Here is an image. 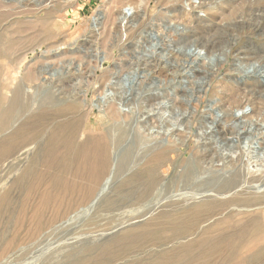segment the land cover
Here are the masks:
<instances>
[{
    "label": "rangeland",
    "instance_id": "obj_1",
    "mask_svg": "<svg viewBox=\"0 0 264 264\" xmlns=\"http://www.w3.org/2000/svg\"><path fill=\"white\" fill-rule=\"evenodd\" d=\"M13 1L0 0V264H264L263 246L250 247L249 241L255 228L254 216L259 212L254 197H264V178L247 176L244 170L239 174L241 168L236 162L223 173L207 169L220 165L223 156L202 155L208 161L213 159L209 163L195 160L191 150L194 135L188 144L171 153L160 156L138 152L131 123L128 142L121 143L114 153L115 172L98 182L79 167L84 142L100 144L116 122L112 117L105 118L92 104L105 90V73L118 69H122L134 94L136 86L128 77L133 78L149 64H162L163 70L149 73L158 82L165 79L174 62L180 68L192 63L204 86L187 89L186 97L183 89L178 92L187 115L195 113L194 133L214 104L223 106L225 116L232 112L245 115L241 127L260 129L264 126L260 118L264 113V79L258 85L252 75L235 70L242 58L238 53L251 49L258 56L255 54L256 60L249 64L243 63L241 69L264 71V36L245 28L219 30L198 22V28L191 32L177 27L179 35L171 34L173 42L164 37L166 48L163 41L158 42L155 56H160L163 49L168 51L163 60L150 58L154 54L149 53L141 58L139 54L149 51L150 34L155 40L162 33L163 21L153 18L156 11L166 10L167 0H148V21L144 11L137 4L133 6V20L129 21L136 27L140 24V32L145 35L139 37L120 24L108 29L103 26L98 34L93 33V20L99 13L119 14L121 7L117 8L116 0H58L43 8H36L32 0ZM239 8L217 6L212 18L205 20L218 23ZM199 52L195 59L193 54ZM105 56L108 59L103 60ZM192 80L187 79L183 87L188 88ZM247 98L251 101L246 103ZM241 99L245 108L233 109ZM234 119L227 118L229 123ZM225 135L226 154L238 159V146L244 144L234 142L231 138L235 135L230 132ZM251 154L252 160L258 158L264 164V145L257 154ZM231 178L234 190L244 193L237 200L243 201H230L226 206L233 215H213L207 208L197 211V207H205L199 201L206 190L225 188Z\"/></svg>",
    "mask_w": 264,
    "mask_h": 264
},
{
    "label": "bare ground",
    "instance_id": "obj_2",
    "mask_svg": "<svg viewBox=\"0 0 264 264\" xmlns=\"http://www.w3.org/2000/svg\"><path fill=\"white\" fill-rule=\"evenodd\" d=\"M16 1L17 0H14L13 2H16ZM32 1H33V4H34V6L36 8L37 7L43 8V7H48V5H50L52 2H57L58 0H32ZM65 1H78V0H65ZM239 1L241 2L240 4L238 3ZM115 3L117 4L116 5L117 8L121 7V10H120L119 14H115L114 12H110L108 14L99 13L93 20V33L98 34L100 28H102L103 26H104V29H108L110 26L114 27L115 25L120 24L121 28H123L125 30L130 29V28H131V30H134V33H137V35L139 37V35L142 34L140 32V27H139L140 24H138L137 27H136L135 26L136 24L134 25L133 22L129 21V18L130 17L132 18L133 11L135 9L133 6H135V4H137V8H141L142 11H144V18L148 21L150 19L149 15H148V5H149L148 0H116ZM167 3H168V5L166 7V10L165 11H163V10L156 11V13H154L156 18H153V21L154 20H160V21L162 20L163 21L164 24L161 27L162 33L161 34H157L159 36H157L155 40H153V35L154 34L153 35L150 34V36H149L150 43L148 44V48H149L148 50L149 51H146V50L143 49L144 50L143 53L139 54V55H141L140 56L141 58L142 57L145 58L146 57L145 53H149V54H154V55H151L150 58L154 57V59H155V57H159L160 60H163L162 58H165V52H168V51L163 49V51L160 53V56L159 55L155 56L156 55L155 50L157 49L159 43H161L163 41L164 37H165V39L168 38L170 40V42L171 41L173 42V40H172L173 37H172L171 34H173V33L176 34V35L178 34L177 27L180 28V26H183L181 28L189 29L190 32H191L193 30L195 31L198 28V25H197L198 22L205 23V25L209 23V26L211 28L213 27V29H219V30H221L223 27H227V29H228V27H236V29L237 28H241V29L245 28V29H248L249 31H252L253 33L257 32V33H260V34H262L264 36V0H167ZM224 5H225V8L227 6H234V5L238 6V5H240V8H239L238 11L234 12L228 19H224V20L222 19L218 23L215 22L213 19L212 20H205L206 18H208V19L212 18V11L214 10L215 7L220 6V7L223 8ZM126 6H128V7L126 8ZM1 8H3V6ZM137 11H141V10H137ZM221 16L223 17L224 14H222ZM137 17H139V16H137ZM131 20H133V19H131ZM147 25H149V24H147ZM119 28H120V26H119ZM230 29L231 28H229V30ZM219 30H218V32H219ZM152 31L153 30H151V32ZM220 32H222V31H220ZM145 33H146V31H145ZM196 33H197V31H196ZM230 33H231V31H230ZM162 34H163V37L161 36ZM206 34H208V33H206ZM215 34H217V32ZM142 35H145V34H142ZM231 36H233V35H231ZM141 37H143V36H141ZM121 39H122V37L120 38V40ZM212 39H214V38H212ZM233 39L235 40V38H232V40ZM237 39H239V38H237ZM155 41H157V43H154ZM193 41H194V39H193ZM202 41L204 42V40H202ZM121 42H122V40H121ZM147 42H149V41L147 40ZM163 43H164L163 46L165 47L166 46V44H165L166 42L163 41ZM218 43H217V46H218ZM233 43H236V42H233ZM186 44L189 45L188 43H186ZM193 44H191L190 46H192ZM204 44L205 43H203V45ZM91 46H92V44H91ZM169 46H170V44H169ZM206 46H207V44H206ZM183 47H184V44H183ZM159 48H160V46H159ZM122 49H124V47ZM203 49H204V47H203ZM228 51H230V50H228ZM207 52L210 53L211 51L210 52L207 51ZM134 53H136V52H134ZM137 53H138V50H137ZM255 54H256L255 51H252L251 49H246L244 51H240L238 53V55L242 56V58H239V60L237 59L239 61V65L236 68L235 72L237 71L238 74H245L246 76L252 75L251 77L256 78V84L259 85V83L262 84V82H260V79H264V71L261 72V71H259L260 69L258 71H256V69H254L252 71H249L248 69L246 70L245 68L241 69V65L243 63L249 64V63H251V62L256 60ZM199 56H200V52L193 54V57L195 59L197 57H199ZM205 56H207V55H205ZM136 57H138V56H136ZM188 57H189V55H188ZM106 59H108V58L105 56V58H103V60H106ZM263 59H264V57H263ZM144 61H145V59H144ZM132 62H133V60H132ZM147 62L149 63V61H147ZM185 63H187V61ZM79 64H80V62H79ZM151 64H149L148 67H145V69H142L140 71V73L138 72V73L133 74L134 75L133 78L128 77L129 79L133 80V81H130V82L134 85V87L136 86V90L137 91L134 94L131 93L134 90L131 91V90H129V87H127L128 83L126 84L127 80H125L124 77H123V74L121 72L122 69H118V71L116 70L117 72H115V73H112V72L109 73V72L106 71L107 73H105L106 75L104 76L105 80H107V83L105 85V90L98 97V100L95 102V104L94 105L92 104V106H93V108H96L97 110L102 112L103 115L105 114V118L106 117H112L114 120H116V122L113 125H111V127H110V129L108 131V134L104 135L103 141L100 144L96 145V143H95L94 145H90L91 144L89 142L90 140L84 142V144L82 146V150L80 152V164H79V167L88 170V172L91 173V177L93 179H95L96 181H98V182H99V180L104 179L105 178L104 176L106 174L108 175L109 172L110 173L111 172L112 173L115 172L116 159L114 158V155H115L114 153H115L116 149H118L119 145H121V143H124V142L127 141V139H128L127 128L132 123V124H134V126H132L130 128H132L133 131L135 132L136 136H134V138L136 137V140H137V143H136L137 146L136 147H137L138 152L142 151V152H147V153H155V154H159L160 156H161V154H166L167 152L171 153V152H174V150H176L178 148H181L185 144H188L190 142V138L194 135V137H196V141L192 143L191 150H192L193 155L195 156V160H201L202 161V159H203V161L206 160V162L209 163V161H213V159L208 161V159L202 158V155H206V154L210 155V154H213V153H219L220 155L223 156L222 159H224V160L221 159L222 161L221 160L219 161V162H221L220 165H218V164L217 165H212V166L209 165L208 166L209 168L207 167V169H209V170L212 169L213 170V168H215V170H217V171L222 170V173H223V171L225 169H229L228 167H230V165H233V164H230V163L236 162L237 164H240L239 166H240L241 169L238 172L239 174L242 173V171L244 170L243 172H245V175H247V176L252 175L253 177H262V179H263L264 178V164L263 163H259V161L257 160L258 158L257 159L254 158L252 160V158L249 155L253 151H254L255 154H257L258 148L260 149V147H262V145H264V126H261L260 129H256V128H253V125H252V127H249V128L248 127L245 128L242 125V127H244V128H242L241 124H243V118H244L245 115L232 112V114L231 113L230 114L227 113V115L225 116V114H223L222 109H221L223 106L220 107V105L217 106L216 104H214V106L211 105V109H210L211 113H209L207 111L209 113L208 114L209 117L204 119V121H201L202 123L197 128V132L194 133V129L193 128H194V122H195V115H194L195 113L194 114L191 113L190 115L189 114L187 115L186 109L182 105L183 101L180 98V97H183V96H179L180 94H179L178 91L180 89L181 90L183 89L182 92H183V95L185 96L187 89H191V91H192L196 87L204 86L203 85L204 83H203V80H202L203 78H200L201 75L199 76V72H197L198 70H195L193 68L192 63H190L188 65H183L182 64V68H180L181 65L180 66H178L177 64L175 65V62H174V66H172L171 69L168 70V73H167V76L165 77V79L156 82L157 77L155 78L152 75L149 77V73L152 72L153 75H155L158 72H160L161 70H163V68L161 67L162 64H160L158 61L154 62V64H152V65ZM179 64H181V63H179ZM193 64H194V62H193ZM131 65H132V63H131ZM253 65H255V64H253ZM45 67H46V65H45ZM253 67L254 66L249 67V68H253ZM126 68H127V66H126ZM234 68H235V66H234ZM129 69L131 70V68H129ZM201 69H203V71H204V68H201ZM42 71H41V73H43ZM199 71L201 72V70H199ZM231 72H232V70H231ZM48 73H50V72H48ZM58 75H59V73H58ZM49 76H51V75H49ZM124 76H126V75H124ZM214 76L212 75V79L214 78ZM52 77H53V75H52ZM190 78L194 79V81L192 80V82L189 83L190 85L188 86V88L183 87L184 82L187 79H190ZM211 82H212V80H210V83ZM98 85H99V83H98ZM25 89H27V88H25ZM203 90L204 89H202V91ZM205 92H206L205 93V95H206L207 92H208L207 89L205 90ZM196 93H197V91H196ZM192 94H193V92H192ZM262 96H263V94H262ZM241 98H243V97H241ZM249 100H250V98L249 99L247 98L245 100L246 103L251 101V100L250 101ZM245 101H243V99H241L240 102L236 101L237 102L236 103L237 107L235 106V108H233V109L239 110L240 107L243 108L244 105H245ZM12 107L10 109V112H12V110H13ZM227 108H229V107H227ZM244 110L245 109H243V111ZM228 111H230V110H228ZM176 112H180V115L179 114L178 115L175 114ZM258 116H261V113ZM231 117H233L235 119L232 122L229 123L227 118H231ZM262 117H263V119H261V121H262V125H263L264 124V113L262 114V116L260 118H262ZM256 126H258V125L256 124ZM111 129H112V134H111ZM130 131H131V129H130ZM225 132H230L232 135H235L231 139L234 142H237L238 145H240L242 143L244 144V147L243 146L240 147L241 145L238 146L240 148L239 149L240 151L238 150L239 151V154H238L239 158L238 159L237 158L235 159V157L229 156L228 154H226V153H228V151H226L227 150V145H226L225 141H227L228 139L226 138ZM126 145H127V143H126ZM87 146L90 147V150H89V148ZM125 148H126V146H125ZM117 154H119V153H117ZM132 155H133V153H132ZM231 155H233V154H231ZM238 155H237V157H238ZM147 157H149V156L147 155ZM192 158H193V156H192ZM133 159H135V158H133ZM142 159L144 160V157ZM138 161H140V160H138ZM260 162H262V161H260ZM202 163H205V161L202 162ZM186 164H189V163H186ZM199 164H201V163H199ZM237 164H236V166H237ZM132 165H131V167H132ZM193 165H194V163H193ZM201 165H203V164H201ZM186 167H188V166H186ZM233 169H236V168H233ZM229 170H231V169H229ZM208 171L206 170V172H208ZM227 172L229 173V171H227ZM230 172H233V171H230ZM109 176H110V174H109ZM183 176H186V175H183ZM209 176H210V174H209ZM218 178L216 180H218ZM232 178L229 181L232 182L233 181ZM245 179L247 180V177H245ZM216 180L215 179L213 180V181H215V184H216ZM256 181H258V180H256ZM211 182H212V180H211ZM226 182H228V181H226ZM231 182H228L227 183L228 185L225 184L226 185L225 188L223 186L221 188L217 187L214 190H206V191H208L210 193L207 192V194L205 196H203V197H201L200 194H199V196L202 198V199H200L199 203L202 201L203 203H205V207L199 206V207H197V211H199L201 213L203 208H207L208 212H210L213 215L217 214L218 212H220V213L226 212V214H232L233 215V211H228L229 209L227 210L226 206L228 204L232 203V202L237 201L238 199H241L240 196H242L244 193L242 194V192L240 190H238V189L234 190V182H232V183ZM260 182H262V181H260ZM245 183H247V182H245ZM254 184L252 183V185H254ZM216 186H217V184H216ZM247 186H243V187L246 188ZM235 188H237V187L235 186ZM204 189H205V187H204ZM256 189L257 188H255V191H256ZM196 192H197V190H196ZM246 193H248V192H246ZM250 196H251V194H250ZM193 197H195V196H193ZM200 197H198V200H199ZM178 199H180V198H178ZM245 199L246 198H244V200ZM254 199H256V201H257V203H256L257 206L256 207L259 210V212H256V215L254 216L255 228L253 229V231L251 230V233H250V235H251V237L249 238L250 247L253 246V248L254 247L258 248L259 246H263V248H264V197L263 196L262 197L255 196ZM230 201H232V202H230ZM239 201H243V200H239ZM239 201H237V202H239ZM194 210L196 211V209H194ZM245 231H247V230H245ZM248 233H249V231H248ZM254 234H255V236H254Z\"/></svg>",
    "mask_w": 264,
    "mask_h": 264
}]
</instances>
